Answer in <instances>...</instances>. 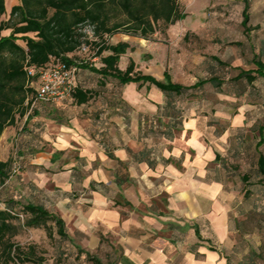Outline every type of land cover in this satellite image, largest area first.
Listing matches in <instances>:
<instances>
[{"label": "crops", "instance_id": "crops-1", "mask_svg": "<svg viewBox=\"0 0 264 264\" xmlns=\"http://www.w3.org/2000/svg\"><path fill=\"white\" fill-rule=\"evenodd\" d=\"M20 2L5 0L0 22ZM189 30L187 25L183 35ZM153 62L147 73L164 79L161 64ZM185 65H168L174 82L190 86L203 77L194 72L191 79ZM207 68L208 78L226 79L227 63L214 59ZM85 75L78 77L83 87L98 86ZM130 85L108 81L87 104L71 98L39 103L4 130L0 151L16 134L21 168L59 163L61 176L68 177L66 207L59 214L86 250L100 247L101 233H109L121 252L117 264H234L225 252L233 246L236 226L230 217L238 197L226 156L231 149L222 141L228 130L217 129L208 112L189 105V93L168 95L136 83L131 98ZM54 150L64 152L60 160L52 157ZM8 158L14 156L3 160Z\"/></svg>", "mask_w": 264, "mask_h": 264}, {"label": "rangeland", "instance_id": "rangeland-1", "mask_svg": "<svg viewBox=\"0 0 264 264\" xmlns=\"http://www.w3.org/2000/svg\"><path fill=\"white\" fill-rule=\"evenodd\" d=\"M249 1L250 19L246 26L243 24L245 0H180L186 17L170 25L165 32H158L147 41L123 34L110 39L112 43L126 40L131 45L120 59L121 67H126L133 59L138 68L147 73L149 71L145 68L155 65L154 60L161 64L164 78L167 70L172 76L168 65L178 62L186 63L184 73L188 77L192 79L195 72L203 76L198 77L200 80L209 77L207 66L211 61L214 62L213 55L228 64L227 75L222 70V77L226 79L220 88L207 82L202 88L188 93L189 105L208 112L217 129L229 132L222 141L227 142L231 149L226 156L233 171L230 182L237 188L238 197L230 217L236 226L232 237L233 246L225 252L233 257L234 264H264V185L255 168L259 153L256 148L259 127L264 125V77H259L253 84H248L246 80L231 79L239 70L254 67V54H259L264 61V53H258L260 40L264 39V0ZM187 25L190 30L184 36ZM84 30L92 34L89 25ZM85 46L86 49L76 52L78 61L99 63L91 60L93 51L89 50L88 45ZM188 77L184 75L180 78L187 80ZM128 84L131 85L127 86L126 94L132 98L135 91L131 89L136 88V82ZM11 138L9 143L3 144L0 159L17 157L15 143L19 138L16 134ZM219 145L223 146L221 142ZM260 151L264 152V145ZM63 154V151L54 150L52 157L60 160ZM70 156L74 155L68 154L67 158ZM20 164L19 160H14L11 177L0 188L1 200L11 194L18 200L42 204L58 213L63 210L67 202L68 177L61 176L59 163L42 164L44 168L35 170L21 168ZM244 174L249 176L248 180H244ZM70 234L75 245L84 248L74 229L70 230ZM101 236L104 237L103 244L91 252L98 255L105 264H110L116 258L113 248L117 246L113 244L115 241L109 233H101ZM13 241L25 251L34 247L35 260L22 262L15 257L9 264H94L70 240L61 238L55 225L52 235L43 227H25L13 237ZM39 257L43 260H39Z\"/></svg>", "mask_w": 264, "mask_h": 264}, {"label": "trees", "instance_id": "trees-1", "mask_svg": "<svg viewBox=\"0 0 264 264\" xmlns=\"http://www.w3.org/2000/svg\"><path fill=\"white\" fill-rule=\"evenodd\" d=\"M245 1L243 24L246 26L250 19V1ZM5 13V0H0V16ZM185 17L180 0H21L20 4L12 7L8 19L0 22V138L8 126L15 125L30 110L35 111L36 105L47 104L36 102L33 105L39 78L38 74L28 73L26 67L29 65L45 68L60 62L67 67L75 66L76 86L69 98L78 105L89 103L108 81L122 85L148 83L168 95L198 90L207 82L220 88L224 79L215 75L187 86L174 82L168 70L164 79L144 73L133 59L125 69L119 65L121 57L131 45L128 41L112 43V37L125 34L149 40ZM87 25L91 27L92 34L84 30ZM9 29L10 34L3 35L2 32ZM19 39L24 44L18 42ZM84 45L93 51L91 60L99 63L78 61L76 52ZM213 58L219 64L226 65L219 57ZM253 64L255 69H242L231 79L253 84L259 77H264V61L259 54H254ZM83 72L86 73L85 78H96L98 86L83 87L78 82L79 74ZM263 145L264 125H261L256 143L259 153L255 168L264 185V152L260 151ZM13 169V158L0 159V188L6 185ZM248 177L247 174L243 175L244 180H248ZM54 225L61 238L70 240L94 264H105L98 255L75 245L66 221L58 212L42 204L18 200L11 194L3 197V200L0 198V264H9L15 257L22 262L35 260L34 247L25 251L13 241V237L25 227H43L52 235ZM101 241H104L103 236ZM113 249L116 258L110 264H117L121 252L118 247ZM38 259L43 260L42 257Z\"/></svg>", "mask_w": 264, "mask_h": 264}, {"label": "built area", "instance_id": "built-area-1", "mask_svg": "<svg viewBox=\"0 0 264 264\" xmlns=\"http://www.w3.org/2000/svg\"><path fill=\"white\" fill-rule=\"evenodd\" d=\"M86 49V46H83ZM30 75L38 74L39 84L33 101L50 104L61 103L71 96L76 86V67H67L64 63H55L45 68L26 67Z\"/></svg>", "mask_w": 264, "mask_h": 264}]
</instances>
